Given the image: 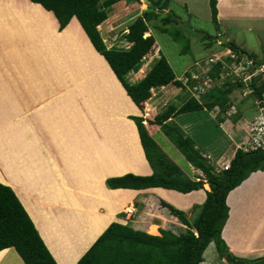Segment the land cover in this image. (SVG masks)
I'll use <instances>...</instances> for the list:
<instances>
[{"label": "rangeland", "instance_id": "obj_1", "mask_svg": "<svg viewBox=\"0 0 264 264\" xmlns=\"http://www.w3.org/2000/svg\"><path fill=\"white\" fill-rule=\"evenodd\" d=\"M157 1L159 0H138L136 2L121 1L108 8L107 19L98 26V30L106 46L108 48L115 47L119 49L129 48L131 45L123 38V35L128 31V26L138 16H141L143 12L148 11L152 2ZM0 3L3 5L2 7L0 6L1 9H3V15L5 14L2 17L3 24L0 25V28L5 29V32H2V38L4 40L0 39V53L2 52L4 55L8 56L7 58L3 57L2 61L0 60V76H2L0 83H3L1 85L5 92V96H2L3 90L0 89V176L20 190L18 187L20 186L18 182L21 180L20 175H23V173L28 174L29 169L32 170L33 164H36L34 158L29 160L32 157V152L33 155L36 154L40 159V163L44 162L43 164L48 165H44V167L39 166L40 169L35 172L36 175L34 177L39 180L38 184L41 188L46 169L51 168L50 166H54V164L57 166H55L57 170L58 168L62 170L61 174H65L67 182H70L71 180L69 181L67 178L69 175L68 171L75 169L76 164L79 163L77 159L81 161L84 160V158L81 157L82 155H79L81 152L80 149H82L83 153H86L87 157L89 156L87 151H91L90 157L88 158L89 164L87 165L84 177L87 181L84 185V189L88 191L92 190L93 193L97 195L95 198L96 201L85 199V201L80 203L79 200L81 199L79 197H71L67 193L69 201H71V199L74 200L73 203L75 207H68V209L62 207V211L59 210L58 212H63V210H65L68 213L70 209V213L67 215L65 214L68 216L67 220L70 221V223H66L65 225H67V227L65 228L55 223L53 224V229H51L53 233H60L61 231H69L66 228H72L73 230L71 231L74 235L70 236H73L74 242L78 243L77 252L79 256L84 252V243L86 244V241L93 234L91 232L92 228H90L92 225L90 221L95 219L93 213L97 208L99 212L106 211L104 215L113 214L104 217L110 224L112 222H118L121 218L124 219L125 217L131 216L130 222H118V224L127 225L134 230L143 231L152 236H160L161 230L171 231L175 235L185 232L186 227L182 225L178 218H176L178 222L173 218L169 209L162 205L161 202H163V200L159 197L155 199L157 195L152 194L149 198H145V194H137L133 200V204L135 203V206H133L127 202L132 196L129 190L127 192H115L114 198L112 194L108 193L109 190L106 188L105 179H108V177H119L128 173L135 175L139 173L138 175H143L148 171L146 164L147 160L140 143L137 124L136 121L130 119L131 117L142 118L140 123L151 141L169 161L174 163L175 160L173 161L172 158H169L171 155L167 154V149L164 150L165 146L163 144L167 145L166 147L172 154H178L179 150L170 139L164 135L159 125L152 124L155 116L164 112L171 104L176 105V107L180 106L191 96L196 98L200 103H204L207 101L208 93L215 91V89L223 90L229 84L233 86V89L227 96V107L228 104H232V99L234 101L237 97L238 99L236 101L237 103H235V107H230V110L226 109L228 110V115H230V120L226 124V128L222 130L225 133L223 136L227 138L229 142L234 135L242 137L240 133H245L247 137H249L248 132H246V130L244 132L242 125L237 121V117L239 119V113H237L238 107L240 104H242V106L245 105V107L241 106V111L243 112L244 109L248 108L250 105L252 107L255 105L258 109V115L261 113L260 108L264 105L252 94H249L247 88H249L248 83H250V81H255L258 84V80L264 79V73L257 71L256 76L252 77L250 81L246 80L244 83L242 76H236L238 72L234 74V72L231 73V70H229L231 74L223 75V78L220 76L219 79L214 80L210 78L211 80L204 85L207 68L210 69V67H213L216 61H232L231 59H227L229 55V51L227 50L229 49L224 47L225 42L222 41L223 39L219 36L217 27L211 22L208 0H169L167 8L162 13L160 12L158 18L148 23L147 36H145L146 34L144 36H152L155 43L150 52L142 59L138 67L128 75L129 80L131 82L140 80L162 55L175 74L174 81H179L181 83L180 86L175 83H170L167 86L152 89L151 97L146 103L148 110H145L146 107L142 104H137L136 107L127 96L108 64L103 57L95 51L78 21H70L65 28L59 30V26L57 23L55 24L57 20L53 14L49 11L47 12L39 4L32 3L29 0H0ZM168 14L176 17L177 23L163 25L161 19ZM9 16H11V19ZM35 19H38V23L33 21ZM10 21L13 24H11ZM48 23L50 25H48ZM27 24L31 25L27 26ZM36 24H38L36 28L37 36L34 34L31 35L29 28ZM24 27L26 28L25 30L23 29ZM159 27L181 30L183 37L188 42L187 52L182 53L184 49L183 45L174 42L168 34L162 33ZM12 30H15L16 33L12 34ZM19 30L21 33H19ZM232 32L234 35H237L236 30ZM254 35L256 39L254 41L255 47L250 48L248 46L244 48L259 55L260 58L257 59H261V57L264 58V28L255 32ZM39 36H45V38H40ZM9 37L13 38L9 39ZM239 38L243 39L241 36ZM246 38L251 39L249 35L246 36ZM35 39H38V42L43 39H48L52 47H44L41 45L42 41L40 43L37 42L35 46H31L30 43H34ZM254 42L252 39L248 41L250 45L254 44ZM30 47H32L33 53L30 51ZM12 49L16 50V54H18L19 57L21 54L22 59H18V62L21 63L24 71H21V69L16 66V59L12 58V54H10L13 51ZM243 51L247 53L245 50ZM36 57H38V60H36ZM100 62L107 66L110 77L107 78L105 76L101 69L102 63ZM97 65H99V68ZM14 66H16V68ZM31 70L32 72L30 73ZM94 70H96L98 74L93 73ZM21 72L24 74L20 80L17 79L18 77L16 78L15 73H18L20 76ZM79 74H84V76L87 74L88 79L83 80ZM90 75H92V77H90ZM196 75L198 78L195 79L194 77ZM18 80L20 81L18 82ZM26 86L31 88L32 91V93L27 96V100H30L28 103L33 104L32 106L28 103L24 105L23 99L18 94V92H22L21 88L24 90ZM97 89H101V91L104 89L108 92L105 95L96 92L97 94L95 96L93 90ZM35 99L37 100L32 101ZM44 103L49 105H46V110L43 111L40 107L44 105ZM16 104L17 107L19 106L20 110H22L21 112L18 110L19 107L18 109L16 108ZM213 109L214 111L216 110L217 113L214 112ZM217 109L216 106H213L210 110H205L208 114L205 111L197 113L201 121H197V124H193L192 127L187 128L184 126V128L182 125L181 127L178 126L177 121L174 120L177 119L176 117L170 118L165 121V123L180 131V133H183L185 136H188V133L193 135L192 133L194 130L196 133L201 132V135H203L205 139H209V143H212V150L213 153H215L216 148H221L223 146L221 140L218 138L221 137L222 134L216 133L215 130L216 127H220L219 118L225 112L220 109L218 113ZM241 111L239 112L242 113ZM58 117H62L64 121H77L80 125H78V123L69 124L67 125L68 132H65L60 126L56 124L53 125L50 122ZM258 118H251L248 123L251 126L255 125ZM81 119L82 121H87L86 125H81ZM17 125H19V128H17ZM61 129L63 131H61ZM132 133L134 136H137L139 143L131 139V137H133ZM166 137L169 142L166 140ZM82 138H85V141ZM92 138L95 139L96 145L91 143ZM77 139L82 140V142H79V150H74L72 147L78 146ZM107 140L110 146H106ZM131 141L133 142L131 143ZM237 141V139L231 141V143L234 142L232 148L235 152L237 149L250 150L248 149L249 147L241 144L243 140L240 142ZM215 142H218V144ZM97 143L99 144L97 145ZM26 144L27 146L29 144L30 146H34L33 149L30 151L27 150ZM61 144H64V147ZM100 144H102L101 146L105 144L107 149L101 150ZM195 148L198 149V146L195 145ZM95 152L97 153L96 155ZM199 152L210 164H212L218 173L224 170V166H229L230 160H226L225 162L216 161L217 167L214 162L216 153L214 155L210 154L205 147H199ZM205 152L208 155H206ZM175 165L178 168L180 167L178 164ZM182 165L186 167L184 162ZM93 168L97 170H94L97 173L92 170ZM179 169L181 170L182 168L180 167ZM191 170L192 169H190V171ZM193 170L195 169L193 168ZM191 173L199 177L202 175L199 171H191ZM32 177L33 176H31V178ZM93 180L95 188L90 189L89 182H93ZM71 182L70 184L72 188H74V184ZM28 186L31 185L26 183L24 186V188H26L25 191L28 192L27 197L21 190L20 192L22 196H24L23 199L26 206L31 208V204L33 203L30 201L33 200V196ZM238 191L239 189L231 192L228 197V205L231 208L230 219L235 223H238V212L235 206L239 194ZM233 194L236 199L235 202L233 201L230 204L229 198ZM79 206L80 208L78 211L77 208ZM88 206L90 208L92 206L90 214H87L82 209L88 208ZM126 206L128 209L130 208V212L128 209L126 211L122 210ZM194 206L195 203L188 208L182 206V209L174 208L182 211L186 218L192 220V216H194L195 212ZM127 211L129 213H127ZM71 214L74 216H71ZM75 215L78 217L79 224H76ZM99 215L101 214H97L96 216L97 222L99 221ZM62 217L63 215L58 213L56 218L62 219ZM82 217H85L86 223H83ZM150 224L157 227L154 230H152V228L150 229L153 234L147 231V227ZM228 231L229 230H226L225 233H228ZM63 236L69 237L68 235ZM96 240L97 239H95L94 242ZM54 245L57 247V242H54ZM210 249L208 253L213 254V251H215L214 245H212ZM15 254L18 259H21L17 253ZM206 257L208 258L207 255ZM216 261L217 259L214 257L212 259V264H221L219 261ZM224 264L230 263L225 259Z\"/></svg>", "mask_w": 264, "mask_h": 264}, {"label": "trees", "instance_id": "obj_2", "mask_svg": "<svg viewBox=\"0 0 264 264\" xmlns=\"http://www.w3.org/2000/svg\"><path fill=\"white\" fill-rule=\"evenodd\" d=\"M29 1L51 12L57 20L59 30L65 28L71 19L75 18L95 51L104 58L135 106L142 104L146 107L152 89L164 87L170 83L181 85L179 81H174L175 74L162 55L140 80L131 82L128 78L155 43L152 36H144L148 31V23L158 18L160 12L167 8L169 0L152 2L148 11L143 12L130 23L128 31L123 35L126 42L131 45L127 49L108 48L98 26L107 19V9L114 4L138 0ZM208 1L211 22L218 27L217 0ZM161 22L167 25L177 23V20L176 17L168 14L161 19ZM159 29L162 33L168 34L174 42L183 45L182 53L187 52L188 42L181 30L165 27H159ZM224 47L236 55H244L252 59L256 67L264 66V61H258L255 55L245 53L232 43H224ZM227 59L231 58L227 57ZM224 69L222 62H216L207 76L212 80L219 79ZM258 82L257 84L255 81L253 83L250 81L249 86L252 89L250 94L261 102L264 99V79ZM232 89L233 86L230 84L223 90L215 89L207 94V101L204 103H200L191 96L179 107L171 104L164 112L156 115L152 123L159 125L186 162L202 173L200 177L196 176L195 179L187 177L151 141L140 123L142 118L131 117L130 119L136 121L140 143L152 174L140 176L128 173L106 179V188L111 191L163 188L187 194L203 189L204 184H207L210 191H206V199L202 204L194 206L192 220L186 218L182 211L175 209L172 205L161 202L169 209L170 214L178 218L186 227L185 232L175 235L171 231L161 230L160 236H152L127 225L111 223L76 264H199L203 261L204 250L211 242L218 255L225 258L229 251L221 238V231L229 212L226 198L250 174L264 170V147L254 150L237 149L228 168L218 173L199 152L200 146L192 136H185L165 121L179 115L201 113L210 110L213 106L224 111L227 108V96ZM233 107L231 105V108ZM145 110H148L147 107ZM151 225L147 227V230ZM7 248H13L24 264H57L14 191L9 186L0 184V251ZM240 260L244 262L243 264H264V257Z\"/></svg>", "mask_w": 264, "mask_h": 264}, {"label": "crops", "instance_id": "obj_3", "mask_svg": "<svg viewBox=\"0 0 264 264\" xmlns=\"http://www.w3.org/2000/svg\"><path fill=\"white\" fill-rule=\"evenodd\" d=\"M0 6L1 7L3 6L2 3H0ZM1 7H0V25L3 24V18L2 17L5 15V14L3 15V9H1ZM9 17L11 19V16H9ZM73 20H76V19L72 18L71 22H73ZM11 21H14V20H11ZM11 21H10V23L13 24ZM33 21L34 22L36 21L38 23V19H35ZM217 22H218L217 30L219 31V36L221 37V39H223L222 41H224L225 43H228V42L234 43L238 48L245 50L247 52V54L255 55L257 58H260L259 55L255 54L254 52L246 50L244 47H248V46L250 48L255 47L254 41L256 39L254 38V36H255L254 33L260 31L261 28H264V0H217ZM56 23L57 22L55 21V24ZM29 25H31V24H27V26H29ZM48 25H50V24L48 23ZM57 25H58V23H57ZM57 25H55V26H57ZM40 26H41V24H40ZM19 27H21V26H19ZM25 27L23 28L24 30L26 29ZM37 27H38V24L31 26L29 28L31 35L34 34L35 36H37V30H36ZM0 30H1L0 39L4 40L2 38L3 37L2 32H5V29L0 28ZM32 30H33V32H32ZM234 30H236L237 35L233 34L232 31H234ZM13 33H16V31L12 30V34ZM19 33H21L20 30H19ZM248 35H249V37H251L254 44L250 45L248 43V41L251 40L250 38H246V36H248ZM46 36H47V34H46ZM145 36H147V35H145ZM240 36L243 37V39L239 38ZM39 37L45 38V36H43V37L39 36ZM12 38L13 37H9V39H12ZM41 41H42L41 45H43L44 47H46V48H50V46L52 47V45H50V42L48 41V39H43ZM41 41L38 42V39H35L34 43L32 42L30 44H31V46L32 45L35 46L37 42L40 43ZM29 49L32 52V47H30ZM12 50L13 51L10 54H12V58L16 59V64H17L16 66L19 67V69H21V71H24L23 70L24 68L22 67L21 63L18 62L20 59H22L21 54L19 57L18 54H16V50L15 49H12ZM3 57L7 58L8 56L4 55V53L1 52L0 53V60L1 61H2ZM32 57H34V56H32ZM36 58H37L36 60H38V57H36ZM40 59H41V57H40ZM257 60L258 61H260V60L264 61V58L261 57V59H257ZM100 63H102V62H100ZM16 66H14V67L16 68ZM97 66L99 68V65H97ZM95 69H97V68H95ZM101 69L103 70V72L107 78L110 77V73L108 72L107 66H105V64L102 63ZM31 72H32V70L30 71V73ZM93 73L98 74V72L96 70H94ZM23 74L24 73L21 72V74L19 76L18 73L17 74L15 73V76H16V78L18 77L17 79L21 80ZM79 76L83 80L88 79L87 74H85V76H84V74L83 75L79 74ZM90 77H92V75H90ZM1 78H2V76H0V79ZM20 80H18V82ZM1 84H3V83H0V86H1L0 89L3 90V92H4V89H2L3 86ZM21 89H22V92H18V94L23 99V104L25 103L24 105H26L28 103V101L30 102V100H27L28 99L27 96L29 94H31L32 91H31V88H28L27 86L24 88V90H23V88H21ZM3 92H2V96H5V92L4 93ZM93 92H94L93 94H95V96H96V94H97L96 92H98V94L105 95L108 91H105L104 89L102 91H101V89H97V90H93ZM237 99H238V97H237ZM237 99L235 101L232 99V104H228V107L226 109L230 110L231 105L235 107V105H236L235 103H237L236 102ZM36 100L37 99L32 100V101H36ZM28 104H31V103H28ZM32 105L33 104H31V106ZM46 105H49V104L44 103V105H42L40 107L41 110H43V111L46 110ZM241 106H242V104H240L238 107L237 113H239L238 114L239 119L237 117V121L240 122V124L242 125V129L245 132V129H246L245 127L247 126L248 122H250L249 119L254 118V117L256 118V117L260 116V114L258 115V109H257V106H255V105H254V107H252L250 105L248 108H245L243 112L241 111L242 110ZM18 107L16 104L17 109H18ZM177 107H179V106H177ZM242 107H245V105H243ZM226 109L224 110L225 112L219 118L220 119L219 120L220 127L219 126L216 127V130H215L216 133L222 134V136L218 137V138L221 140V142L223 144V146L221 148L220 147L216 148V151H215L216 157L214 158L215 164H216V161L225 162L226 160H231L233 158L235 150L232 148V146L234 145V142L231 143V141H234L237 139L238 140L237 142H240L241 140H243V142L241 143L242 145H246L250 141L249 137H247V134H245V133H240V135L242 137H240L238 135H234V137L230 140V142L227 138H225L223 136V135H225V133L222 130L224 128H226V124L230 120L229 119L230 115H228V110H226ZM18 110H20V107ZM217 110L219 113L220 108H218ZM21 111L22 110H20L19 112H21ZM213 111H214V109H213ZM239 111H241L242 113H240ZM214 112H216V110ZM175 117L177 119H174V120L177 121V123H178L177 125L180 127H181V125L183 127L185 126L187 128L192 127L193 124H197L196 123L197 121H201V118L199 116H197V113H195V114H184V115H179V116H175ZM59 119L62 120V117L55 118L54 120H51L50 122L53 125L56 124V125L60 126V128L64 129L65 132H68L67 125H69V124L72 125L74 123H78L77 121H64V120L61 121ZM78 121H80V120H78ZM81 121H82V119H81ZM63 123H65V124H63ZM86 123H87V121H82L81 125L84 126V125H86ZM78 125H80V124L78 123ZM17 128H19V125H17ZM62 129H61V131H63ZM192 134L193 135H190L188 133V135L192 136L198 142V145L201 148L205 147L208 149L210 154H213V155L215 154V153H213V150H212L213 149L212 143L211 142L209 143V141H208L209 139H205L203 137V135H201V132L196 133V131L194 130ZM132 135H133V133H132ZM82 139L85 141V138H82ZM131 139L134 142L139 143L137 136L133 135V137H131ZM166 140L169 142L167 137H166ZM77 141H78V143H77L78 146H76L77 148L72 147L74 150H77V149L79 150V145H80L79 142H82V140H78V139H77ZM133 141H131V143ZM60 142L63 143L62 141H60ZM91 143H94L96 145L95 139L92 138ZM215 143L218 144V142H215ZM27 144H26L27 150H29V151L32 150L34 146H30V144L27 146ZM98 144L99 143H97V145ZM101 145L102 144L99 145L101 150L107 149V147H105V144L103 145L104 147ZM163 145L165 146V149L164 148L163 149L164 150L167 149L166 150L167 154L171 155L169 158H172L173 161L175 160L174 164L180 165V167L182 168L181 171L187 177L195 179V177H196V175H194L195 172L193 174V173H191V171H199V170H196V169L193 170V167L189 163L186 162L185 158L183 157V155L180 152H178V154H172L168 150V148L166 147L167 145H165V144H163ZM62 146L64 147V144ZM106 146H110L108 144V140H107ZM35 148H38V147H35ZM80 151L81 152L79 153V155H82L81 157L84 158V160L81 161V160L77 159V161L79 163L76 164L75 169L68 171L69 175L67 177L69 179V181L71 180L72 182L71 181L70 182L72 184H74V186H73L74 188H72L70 182H67L65 174L64 175L61 174L62 170H60L59 168L57 170V168H56L57 166L55 164H54V166H50L51 168L46 169L44 176H43V179H42V188H41L40 185L38 184L39 180L37 178H35L34 176L36 175L35 172L40 169L39 166L44 167L45 164H43L44 162L40 163L39 162L40 159L37 157L36 154L33 155L32 152H31L32 157L30 156L31 158L29 160H32L34 158L36 164L35 163L33 164V168L31 167L32 170L29 169L28 174L23 173V175H20L21 180L18 181L19 185H20L18 187L20 188V190L24 193V195L26 197H27L28 192L25 191L26 188H24V186L26 185V183H29V185H31V186H28V187H30L29 189H30L31 195L33 196V200L30 201L31 203H33V204H31L32 205L31 208H29V206H26L25 201L23 199L24 196H22L20 190L14 185H10L12 188L9 186L14 191V193L18 197L19 201L21 202V204L22 203L24 204V205L22 204L24 209L26 210V212L29 215L30 219L32 220L36 230L38 231V233L41 236L43 242L45 243L47 249L49 250V252L53 256V258L55 259L57 264H69L72 257L77 253V247H78V243L74 242V237L70 236V235H74V233H72V231H71V230H73L72 228H70V227L66 228L69 231H65V232L61 231L60 233H56V232L53 233L51 231V229H53V224H55V223L59 224V226H62V228L67 227V225H65L66 223L67 224L70 223V221L67 220L68 216H66L67 214L70 213V209H69L68 213L65 210H63V212H58L59 210L62 211V207H66L67 209H68V207H75L74 203H73L74 200L71 199V201H69V197H68L67 193L71 197H73V196L79 197L81 199V200H79L80 203L82 201H85V199L90 200V201H96L95 198L97 195L94 194L92 190L88 191V190L84 189V185L87 182L84 177H85L87 165L89 164L88 158L90 157L91 151L90 150L87 151L89 153L88 157H87L86 153H83L82 149H80ZM110 151H111V148H110ZM96 154L97 153L95 152V155ZM205 154H206V152H205ZM206 155H208V154H206ZM180 158H181V160H180ZM183 162H184V165L186 167H184L182 165ZM146 164L148 167V169H147L148 171L146 170L147 172L143 175H140V176H147V175L152 174V169L149 166L147 161H146ZM45 166H48V165H45ZM217 167H218V165H217ZM190 169H192V170L190 171ZM74 170H75V172H74ZM92 170L94 171L95 168H93ZM95 171H97V170H95ZM95 173H97V172H95ZM138 174L139 173H136V175H138ZM200 174H202V173L200 172ZM31 176H33V177L31 178ZM108 178H111V177H108ZM1 180H4V179L3 178L0 179V182H1ZM105 180H104V182H105ZM25 181H26V183H25ZM0 184H3V183H0ZM3 185H5V184H3ZM94 186H95L94 180H93V182L90 181L89 182L90 189H94L95 188ZM31 189H32V192H31ZM238 189H239V191H238L239 194L237 196V199L235 198L234 194L229 198L230 204L233 201L235 202V199H236L235 206H236L237 212H238V223H235L234 221H232L230 219L231 208L228 205V197H229L231 192L238 190ZM116 190L117 191H113V192L111 190H109V193L112 194L114 198H115V194H114L115 192H117V193L118 192H127L129 190L132 193V196L128 199L127 202H129L128 204H132L133 206H135V203L133 204V200H134L135 196L137 194L143 193V194H145V198H149L150 195L155 194V195H157V197L155 199H157L159 197L164 202H166V203H168V204H170L173 207L178 208V209H182L181 206L187 207V208L191 207L194 203H195V205L202 204L206 199V191H210L207 184H204L203 189H200L197 191H192V192L187 193V194H182V193H179V192L174 191V190H167V189H163V188H148V189H143V190H130V189H116ZM231 192L228 194V196L226 198V204L229 208V212H228V218H227V220H226V222L222 228V231H221V238L223 239L229 253H231L234 257H237L240 259H245V260H253V259L264 257V170L253 172L252 174L249 175V177L247 179H245L238 187H236ZM40 196H41V198H40ZM118 197H117V200H118ZM80 206H81V204H80ZM80 206L77 208L78 211H79ZM127 206L122 210L126 211L128 209ZM54 208H56V209H54ZM58 208H61V209H58ZM82 209L87 214H90L92 206H91V208L88 206V208H82ZM58 213L63 215L62 219L56 218ZM105 213H106V211L105 212H99L98 208L93 213L95 219H92L93 221H90V223L92 224L90 228H92L91 232L93 234L86 241V244L84 243V245H85L84 250H83L84 252L78 257V259L73 264H76V262L85 253V251L91 246V244L94 242V240L97 239L101 235V233L109 226L110 223L107 222V219L105 220L104 217L108 216V215L110 216L113 214L107 213L108 215H104ZM97 214H101L98 216V218H99L98 222H97V218H96ZM71 216H74V215L71 214ZM130 218H131V216L125 217L124 219L121 218L118 222H120V223H125V221L130 222V220H131ZM173 218L178 222L176 217L173 216ZM81 219L83 220V223H86L85 217H82ZM75 221H76V224H79L77 215H75ZM118 222H112V223H118ZM88 226H89V224H88ZM153 227L157 228L155 225L152 224L151 227L147 230L148 233H150V229ZM226 230H229L228 233H225ZM70 233H72V234H70ZM150 234H153V233H150ZM63 235H68L69 237L63 236ZM60 236H62V237H60ZM54 242L55 243L57 242V247L54 245ZM212 245H214L213 242H211L208 245V247L204 250V252L202 254V260L203 261L200 262L199 264H212V259L214 257H216L217 261H219L221 264H224L225 259H223V258L221 259L218 256L216 249H215V251H213V254L208 253L209 249L211 248ZM214 248H215V246H214ZM15 253L16 252L13 248H7V249L0 251V264H24L21 259H18L17 255ZM206 255L208 256V258L206 257Z\"/></svg>", "mask_w": 264, "mask_h": 264}, {"label": "built area", "instance_id": "obj_4", "mask_svg": "<svg viewBox=\"0 0 264 264\" xmlns=\"http://www.w3.org/2000/svg\"><path fill=\"white\" fill-rule=\"evenodd\" d=\"M229 51V55L228 57L231 58V62H226L223 61L222 64L224 65L226 71H224L220 76L222 77L223 75H229L232 72H238L236 73V76L243 77V81L245 82L246 80L250 81L252 77L256 76V72L260 71L261 73L264 72V66L260 65V66H255V63L253 62L252 59L247 58L246 56H242V55H236L235 53H233L230 50ZM212 62V61H210ZM219 62V61H216ZM215 62V63H216ZM221 62V61H220ZM214 63V64H215ZM252 67H254L252 69ZM233 68V69H231ZM211 69V67H210ZM210 69H206V73H205V77H206V81L204 82V85H206V83H208V81H210L211 79L207 76V73ZM231 70V73L230 71ZM195 79L198 78L197 75L194 77ZM223 78V77H222ZM202 89V88H200ZM251 92V89L248 91ZM264 105V99L260 102ZM261 110V120L259 122H257L255 125H250L249 123L247 124V126L245 127L246 131L249 134L250 137V141L244 145L249 147L248 149L254 150L257 148H263L264 147V108H260ZM246 148V147H245ZM228 168V166H224V170H226Z\"/></svg>", "mask_w": 264, "mask_h": 264}, {"label": "bare ground", "instance_id": "obj_5", "mask_svg": "<svg viewBox=\"0 0 264 264\" xmlns=\"http://www.w3.org/2000/svg\"><path fill=\"white\" fill-rule=\"evenodd\" d=\"M146 35H147V33H146ZM253 68H254V67H253ZM243 82H244V81H243ZM244 83H245V82H244ZM248 87H249V88H247V90L249 91V90L251 89V87L249 86V83H248ZM250 93H252V89H251V92H249V94H250ZM262 108H264V107H262ZM260 112H261V111H260ZM260 114H261V113H260ZM258 117H259V116H258ZM258 117H257V118H258ZM258 120H259V118L257 119V122H259ZM0 179H2L1 176H0ZM1 183L5 184V185H7V186H10V185H11L10 182H9V181H6V180H1ZM10 187H11V186H10ZM208 187H209V186H208ZM11 188H12V187H11ZM108 193H109V192H108ZM229 201H230V200H229ZM22 204H23V203H22ZM23 205H24V204H23ZM128 211H129V210H128ZM128 211H127V213H129L131 210H130L129 212H128ZM154 229H155V228L153 227L152 230H154ZM152 230H150V233H153ZM78 236H79V235H78ZM78 254H79V253L77 252V253L72 257V259H71V261L69 262V264H73V263L78 259V256H79Z\"/></svg>", "mask_w": 264, "mask_h": 264}, {"label": "water", "instance_id": "obj_6", "mask_svg": "<svg viewBox=\"0 0 264 264\" xmlns=\"http://www.w3.org/2000/svg\"><path fill=\"white\" fill-rule=\"evenodd\" d=\"M225 259L230 264H243L244 262L240 259H235L231 253L225 255Z\"/></svg>", "mask_w": 264, "mask_h": 264}, {"label": "clouds", "instance_id": "obj_7", "mask_svg": "<svg viewBox=\"0 0 264 264\" xmlns=\"http://www.w3.org/2000/svg\"><path fill=\"white\" fill-rule=\"evenodd\" d=\"M252 82H254V81H251V83H252ZM261 118H262V116H261V114H260V116H259V120H258V121H260V120H261Z\"/></svg>", "mask_w": 264, "mask_h": 264}]
</instances>
